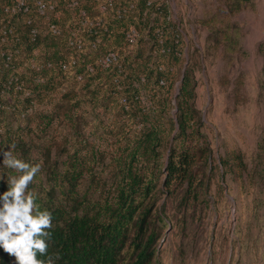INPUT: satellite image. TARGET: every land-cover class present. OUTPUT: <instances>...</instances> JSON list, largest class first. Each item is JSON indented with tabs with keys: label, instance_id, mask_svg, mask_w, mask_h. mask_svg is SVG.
I'll use <instances>...</instances> for the list:
<instances>
[{
	"label": "trees",
	"instance_id": "1",
	"mask_svg": "<svg viewBox=\"0 0 264 264\" xmlns=\"http://www.w3.org/2000/svg\"><path fill=\"white\" fill-rule=\"evenodd\" d=\"M249 1L236 0L232 8L240 10L243 2ZM82 10L92 23L82 24ZM55 12L61 15L54 20L62 22L63 33L50 36L45 55L55 64L50 67L46 62L40 69L31 70L36 76L41 74L43 81L27 74L11 76L17 54L8 58L9 50L0 46V117L6 110L2 105L3 91L15 90L17 84L25 89L32 84L25 97L31 104L33 95L46 100L62 84L67 87L63 93L69 103L66 116L76 127L101 101L111 104L124 120L138 121L140 126L130 127V132L121 138L124 143L118 145L119 152L111 157L112 181L96 170L105 157L101 158L104 152H98L95 146L88 155L82 154L80 148L70 152V140L65 137L53 143L62 150L54 155L52 143L43 145L41 170L29 189L38 193L41 210L48 209L53 214L48 252L60 253L56 264H156L167 225L165 212L158 205L161 193L180 183L186 184V198L195 196L201 186L196 170L198 152L208 151L206 142L198 139L190 67L186 68L177 96L179 138H174V143L170 139L176 120L167 118V113L179 80L176 67L185 64L180 32L171 29L167 6L161 0L152 4L148 0H58ZM73 13L77 23L66 24ZM35 27L31 21L22 30L30 56L42 41V35L30 36ZM71 28L79 32L82 46L68 43ZM131 28L143 32L136 43L128 36ZM223 33L232 46H238L237 37L226 30ZM145 36L149 37L148 52ZM95 41H99L97 47L92 48ZM60 45L65 51L58 48ZM109 52H115L118 59L104 66L99 58ZM73 58L74 64L64 68L62 62ZM80 76L84 82L75 86ZM56 116L41 115L36 127L45 132ZM11 144L21 159L36 164L32 156L38 144L30 132L21 135L6 127L0 145L4 150ZM260 148L264 160V142ZM235 157L239 156L232 158ZM163 174L166 177L162 181ZM14 175L21 173L8 167L0 169V193L9 188ZM85 180H89L87 188L82 187ZM0 264H16V259L0 248Z\"/></svg>",
	"mask_w": 264,
	"mask_h": 264
},
{
	"label": "rangeland",
	"instance_id": "2",
	"mask_svg": "<svg viewBox=\"0 0 264 264\" xmlns=\"http://www.w3.org/2000/svg\"><path fill=\"white\" fill-rule=\"evenodd\" d=\"M16 1L0 0V46H6L9 56L17 54L11 76L27 74L43 81L41 74L36 76L31 70L43 67L46 62L50 67L55 64L53 60L47 61L45 55L50 36L63 33L62 22L54 20L61 16L55 12L58 0H31L30 11L8 12L7 7L14 6ZM40 1L46 4L44 13L39 11ZM161 1L167 6L171 29L180 32L185 58V64L176 67L179 80L173 88L167 113V118L176 120L170 139L174 143L173 139L179 138L177 96L186 68L190 67L191 103L199 127L198 139L206 142L208 151L198 152L196 170L201 186L195 196L186 198V184L180 183H175L170 191L164 188L161 193L158 205L165 212L167 225L156 264H264V160L260 148L264 142V0L243 2L240 10L232 8L236 0ZM81 12L82 24L92 23L86 11ZM74 15L66 24L77 23ZM31 21L36 27L30 36L42 35V41L30 56L22 30ZM6 24L13 29L11 35L5 33ZM55 28L62 33L55 34ZM71 29L66 37L68 43L82 39L76 29ZM225 30L238 38L237 47L225 37ZM131 31L136 32L133 40L136 43L143 32L136 28L128 32ZM144 39L148 52L149 37ZM98 42H93L91 47H97ZM58 48L65 51L62 45ZM106 55L100 56V62ZM75 60L64 62L66 68ZM83 82L80 76L75 86ZM32 88V84L26 89L17 84L15 90L3 91L2 105L6 110L0 117V136L5 135L6 127L21 135L30 132L38 144L32 160L39 164L44 158L43 145L64 141L65 137L70 140V152L80 148L82 154L88 155L95 146L98 152H104L101 158L105 157L96 170L112 181L110 159L119 152L118 145L124 143L123 135L140 123L124 120L111 104L101 101L79 121L78 128L66 116L69 103L63 97L65 85H59L46 100L33 95L28 104L25 97ZM52 113L56 118L41 132L36 127L40 116ZM2 147L0 169L5 171L4 153L11 150L20 159L21 155L13 144L4 146V150ZM53 147L54 155L62 153L56 144ZM165 177L163 174L161 180ZM82 187H89V180Z\"/></svg>",
	"mask_w": 264,
	"mask_h": 264
},
{
	"label": "clouds",
	"instance_id": "3",
	"mask_svg": "<svg viewBox=\"0 0 264 264\" xmlns=\"http://www.w3.org/2000/svg\"><path fill=\"white\" fill-rule=\"evenodd\" d=\"M3 165L21 173L9 180V188L0 193V248L16 259V264H56L60 253L49 254L48 229L53 214L41 210L38 193L29 189L41 170V164L20 159L9 150ZM46 256L47 259L40 257Z\"/></svg>",
	"mask_w": 264,
	"mask_h": 264
},
{
	"label": "built area",
	"instance_id": "4",
	"mask_svg": "<svg viewBox=\"0 0 264 264\" xmlns=\"http://www.w3.org/2000/svg\"><path fill=\"white\" fill-rule=\"evenodd\" d=\"M30 1L31 0H17L15 3L14 6H8L7 7V11L8 12H12L14 14H17V13H20V12H28L30 11ZM48 1V0H46ZM154 0H148L149 4H152ZM45 7H46V4L42 1H40V4H39V11L44 13L45 12ZM103 9H107V5L104 4L103 5ZM85 13V12H84ZM5 33L7 34L8 32L11 34V32L13 31V29L11 28V26H9V24H6L5 25ZM55 34L59 33L61 34L62 33V30L60 31L58 28H55ZM128 36L129 38L133 41L135 39V36H136V32L135 31H131L128 33ZM71 44H80V46H82V40L81 39H78V40H71ZM8 58H11V56H8ZM118 59V55L115 53V52H109L105 58L103 59V65L104 66H109L112 62L116 61ZM67 62V61H65ZM66 64H64L63 62V67L66 68ZM40 69V67L38 68Z\"/></svg>",
	"mask_w": 264,
	"mask_h": 264
}]
</instances>
